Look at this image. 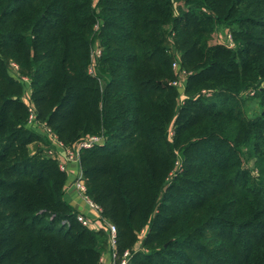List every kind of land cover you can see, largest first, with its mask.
<instances>
[{
  "label": "trees",
  "instance_id": "1",
  "mask_svg": "<svg viewBox=\"0 0 264 264\" xmlns=\"http://www.w3.org/2000/svg\"><path fill=\"white\" fill-rule=\"evenodd\" d=\"M31 114L129 264H264V0H0V264H100Z\"/></svg>",
  "mask_w": 264,
  "mask_h": 264
},
{
  "label": "built area",
  "instance_id": "2",
  "mask_svg": "<svg viewBox=\"0 0 264 264\" xmlns=\"http://www.w3.org/2000/svg\"><path fill=\"white\" fill-rule=\"evenodd\" d=\"M232 41H233L232 34L228 30L226 31L225 35L220 39V42H224L227 44H232ZM13 65L17 67L16 64L13 63ZM173 68L176 70L179 76L178 79L174 81V85L180 88L183 93L184 85H185V81H186L188 73L186 70H182L180 68V64L177 61L173 62ZM29 124L39 129L42 128L43 130L41 131L45 132L48 135V137L53 143V146L49 148L48 153L58 159L62 170H65L67 172L69 168L68 167L69 163L79 165V175L77 179L75 180V187L83 195L84 199L88 202L89 206L97 213L98 218L102 220V223H103L102 228H104L108 232V250L112 257L111 264H129L134 252L132 250H126L122 254L118 253L116 225L110 221H107L106 219H103L101 217L100 206L96 204L95 202H93L85 194L86 187H85L84 180L82 178V172H81V168L79 164L80 154L84 148H89V147L94 146L97 143H101L102 138L97 135H89L83 140H81L79 143H77L74 147H68V146H65L61 141H59L57 136L51 133L50 130L44 124L36 121L34 114H31ZM60 149H62V151ZM77 219L83 226L92 228L93 221L91 218H89L85 214L78 212ZM143 233L144 231H142L141 236H143ZM138 248H139V245H137L136 249ZM102 262H103V255L101 257V263Z\"/></svg>",
  "mask_w": 264,
  "mask_h": 264
},
{
  "label": "crops",
  "instance_id": "3",
  "mask_svg": "<svg viewBox=\"0 0 264 264\" xmlns=\"http://www.w3.org/2000/svg\"><path fill=\"white\" fill-rule=\"evenodd\" d=\"M217 36L218 37L222 36V31L221 33L219 32ZM28 90L30 92V88ZM60 150L62 151V149ZM68 167H69L67 171L68 180L64 188L65 200L69 202L77 212L83 213L92 219L93 221L92 229L94 230L102 229L103 226L102 220L98 218L97 213L89 206L88 202L84 199L83 195L75 187V180L79 175V165L69 163ZM111 262H112V257L107 248V251H105L103 254V262L101 264H111Z\"/></svg>",
  "mask_w": 264,
  "mask_h": 264
},
{
  "label": "rangeland",
  "instance_id": "4",
  "mask_svg": "<svg viewBox=\"0 0 264 264\" xmlns=\"http://www.w3.org/2000/svg\"><path fill=\"white\" fill-rule=\"evenodd\" d=\"M95 2H96V1H95ZM226 31H227V30L222 29V36H220V37H218L217 34H218L219 32L221 33V30L218 31V33L216 32V33L214 34L213 42H220V39L225 35ZM25 98L29 101V95H28L27 93L25 94ZM29 103H30V101H29ZM252 108L260 109L261 107H260V105H256V104H254ZM40 130H43V129L40 128ZM36 148H37V144H34L33 147H32V149L34 150V149H36ZM246 165H247L248 167H250V168H254V160L250 159V160L246 161ZM254 171L256 172V170H254ZM255 172H254V173H255ZM174 174H175V173H174Z\"/></svg>",
  "mask_w": 264,
  "mask_h": 264
}]
</instances>
